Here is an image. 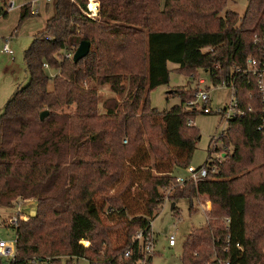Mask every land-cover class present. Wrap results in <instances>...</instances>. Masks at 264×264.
I'll use <instances>...</instances> for the list:
<instances>
[{
	"label": "trees",
	"instance_id": "1",
	"mask_svg": "<svg viewBox=\"0 0 264 264\" xmlns=\"http://www.w3.org/2000/svg\"><path fill=\"white\" fill-rule=\"evenodd\" d=\"M0 1L8 10L9 0ZM97 1L91 16L88 0H52V14L23 51L28 82L0 112V206L36 199L34 213L8 224L15 229L8 263L133 264L143 257L134 234L149 237L164 197L176 210L178 198L192 203L200 192L211 200L210 218L188 231L182 263L264 264L260 94L253 77L237 70L248 55L264 59V0H247L241 14L229 0ZM33 13L23 3L18 25ZM0 14H7L2 6ZM82 39L90 42L84 56L64 55ZM168 62L196 83L174 86L179 102L159 110L149 93L168 83ZM200 69L208 88L233 82L245 111L219 134L214 150L223 155L210 161L216 171L177 183L200 138L193 116L202 110L190 103ZM104 84L113 95L102 98ZM117 229L125 235L120 245Z\"/></svg>",
	"mask_w": 264,
	"mask_h": 264
},
{
	"label": "rangeland",
	"instance_id": "2",
	"mask_svg": "<svg viewBox=\"0 0 264 264\" xmlns=\"http://www.w3.org/2000/svg\"><path fill=\"white\" fill-rule=\"evenodd\" d=\"M30 1L31 0H13L14 6H12L13 8L10 10H6V5L0 1V6L7 11L6 15L0 14V47L3 45L5 39L11 36L12 32H14L13 30H16L9 40V46L12 48L13 52L9 54L0 50V112L15 87L22 86L28 82L29 75L23 59V50L30 45L34 34L44 26L46 17L50 16L53 12L52 0H37L34 2V7H37L39 12L27 17L18 25L20 6ZM246 5L247 0H229L226 4L228 8L236 10L239 14L244 11ZM168 67V83L160 84L152 88L149 93L152 106L157 107L159 110L168 109L173 104L179 102V97L170 91L174 86L184 84L186 86H194L196 83L188 76L179 72L176 69V63L168 62ZM199 73L200 77L205 78L206 83L210 84L208 73L201 69ZM99 92L102 98L113 95L108 84H104ZM229 100L230 89L228 87L226 88L220 85L216 88H212L210 91L209 105L214 111H197L194 114L193 124L198 127L200 138L197 140L196 147L193 150L190 159L191 165L197 167L208 159L210 148L214 144L213 140L226 126L225 118H222L219 113L215 112L216 107L224 106ZM212 137L214 138L211 142ZM220 143L221 141L217 139V144L220 145ZM214 151L215 150H211V157L216 156ZM179 174L186 175V170H181ZM112 190L113 188L108 189V193H111ZM168 191L169 190L166 189L165 194H168ZM202 198L203 197H195L192 203L186 198H178L175 201L177 209L172 210L170 207L172 200L168 199L167 196L164 197L163 203L151 218V228L155 237V250L151 256V264H183L181 261V252L185 236L190 229L204 224L207 219L210 218L208 212V217L206 219L205 212L202 211L198 205ZM96 199L97 203L101 202L99 197H96ZM134 202L140 205V199ZM35 207L36 199L34 197L20 198L13 206H0V238L5 240L15 239V229L8 225L11 223L12 216L18 217V215H21L22 217H19L20 219H26L28 215L34 213ZM104 219L111 221L107 218ZM170 233L175 234L176 242L173 245L168 243L167 235ZM112 238L120 245L124 243V232L119 229L114 230ZM82 240L85 241V239ZM2 259L4 264H9L6 256H2ZM79 263L86 264V260L79 259Z\"/></svg>",
	"mask_w": 264,
	"mask_h": 264
},
{
	"label": "built area",
	"instance_id": "3",
	"mask_svg": "<svg viewBox=\"0 0 264 264\" xmlns=\"http://www.w3.org/2000/svg\"><path fill=\"white\" fill-rule=\"evenodd\" d=\"M91 1H95L96 5H95V9L91 8L89 6V3ZM13 6V0H9L8 4H7V9L11 8ZM87 8H88V15L94 16L97 13L98 10V1L97 0H88L87 2ZM33 12V11H32ZM264 38V35H263ZM2 49L11 52L10 47L8 46L7 42H4L2 45ZM73 51H66L65 52V56H71L72 57ZM44 67H47V63H43ZM238 71L242 70L245 74L251 75L253 77V81H254V85L256 86V89L258 90L259 94H260V98H259V106L260 109L262 111V117L259 121V123L256 126V129L261 133L262 138L264 140V59H260L257 58L256 56L253 55H248L246 60H245V66L242 68H237ZM199 82V86H198V90L196 91V98L194 100H191L190 103H198L199 104V108L202 110V112H212L214 111L213 108H211V106L209 105V100H210V91L212 88H216L218 86H223V87H228L230 89V100L227 104H225L224 106H218L216 107L215 112L216 113H221V117L225 118L226 120V126L220 131L223 132L228 124V119L231 118L235 113L236 114H244L243 109L239 108L238 106V101L236 98V89L234 87L233 82H230V84H226V82H221V84H219L218 86H212L211 88H208V86L206 85L205 79L203 77L199 78L198 80ZM248 109L251 110L252 109V105H248ZM190 123V121L188 122ZM219 133V134H220ZM219 134L217 135V137L213 140V145L211 146V149L214 150V147H216L217 144V139L219 137ZM219 146V145H218ZM210 149V152H211ZM209 152V157L208 159L201 165L195 167L191 164H189L185 170H186V175H180L178 174L175 177V181L177 183H182L184 181L185 178H191L194 181H197L198 179H202L204 176H206L208 174V172H214L216 171V166L215 165H210V161L213 159V157H211V153ZM215 152V157H217L218 159L221 158V155H223V153H220L218 151H214ZM197 198H202V200L199 201L198 205L201 208L202 211L205 212L206 214V218L208 217V212L210 210V204H211V200L208 196V194L206 193H200L197 192L196 195ZM19 217H22L21 215H18V217L16 216H12V220L11 223H16V221L18 220ZM229 218L225 217V221L228 222ZM152 223V220L150 221V225ZM152 230V228H151ZM144 235H143V230L142 229H138L136 231V233L134 234V238L139 240L142 244V251H143V257L140 259H137L134 261L133 264H151V256L153 254V251L155 250V237L153 235V231L150 232L149 237H147L144 240ZM168 238V243L173 245L175 243V234L174 233H170L167 235ZM9 241V242H8ZM81 242H83L85 245L88 244L83 240H80ZM12 242V243H11ZM131 253L130 249H126L124 250L123 254L124 255H129ZM15 254V239L13 240H5L3 238H0V255L1 256H6V257H13Z\"/></svg>",
	"mask_w": 264,
	"mask_h": 264
},
{
	"label": "water",
	"instance_id": "4",
	"mask_svg": "<svg viewBox=\"0 0 264 264\" xmlns=\"http://www.w3.org/2000/svg\"><path fill=\"white\" fill-rule=\"evenodd\" d=\"M89 48H90V42L88 40H86V39L80 40V42L78 43V45L76 46V48L73 51L72 59L74 61L78 60L79 58L84 56L89 51ZM47 112H48L47 110L41 111L40 117L42 118L44 115L47 114ZM173 205H174V201H172L170 207L172 208Z\"/></svg>",
	"mask_w": 264,
	"mask_h": 264
},
{
	"label": "crops",
	"instance_id": "5",
	"mask_svg": "<svg viewBox=\"0 0 264 264\" xmlns=\"http://www.w3.org/2000/svg\"><path fill=\"white\" fill-rule=\"evenodd\" d=\"M37 0H31L30 1V6H31V11H33L34 13L33 14H37L38 12H39V9L37 8V7H34V2H36ZM47 1V0H46ZM14 6V5H13ZM47 6V5H46ZM21 7V6H20ZM13 7H11V8H9L8 10H10V9H12ZM20 12V11H19ZM31 16V15H30ZM29 17V16H28ZM46 19H47V17H46ZM46 19H45V21H44V25H45V22H46ZM44 27V26H43ZM42 27V28H43ZM41 28V29H42ZM14 32L16 31L15 29L13 30ZM14 32H12V34H11V36L13 35V33ZM10 36V37H11ZM10 37H8V38H6L5 39V41L4 42H7V44H8V46H9V40H10ZM10 47V46H9ZM10 49H11V52H9V51H6V50H3L2 49V46L0 47V50H2V51H4V52H7V53H9V54H11L12 52H13V50H12V48L10 47ZM24 51V50H23ZM207 219V218H206ZM175 242H176V240H175ZM175 244V243H174Z\"/></svg>",
	"mask_w": 264,
	"mask_h": 264
},
{
	"label": "bare ground",
	"instance_id": "6",
	"mask_svg": "<svg viewBox=\"0 0 264 264\" xmlns=\"http://www.w3.org/2000/svg\"><path fill=\"white\" fill-rule=\"evenodd\" d=\"M94 3L96 4V2L94 1ZM89 6L93 9H95V5L94 4H89ZM87 243V242H86Z\"/></svg>",
	"mask_w": 264,
	"mask_h": 264
}]
</instances>
